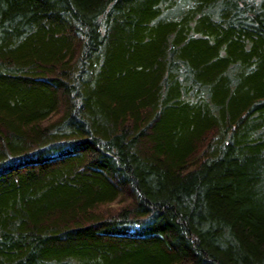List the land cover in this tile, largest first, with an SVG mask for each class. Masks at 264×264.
<instances>
[{
	"label": "trees",
	"instance_id": "obj_1",
	"mask_svg": "<svg viewBox=\"0 0 264 264\" xmlns=\"http://www.w3.org/2000/svg\"><path fill=\"white\" fill-rule=\"evenodd\" d=\"M0 264H264V0H0Z\"/></svg>",
	"mask_w": 264,
	"mask_h": 264
}]
</instances>
